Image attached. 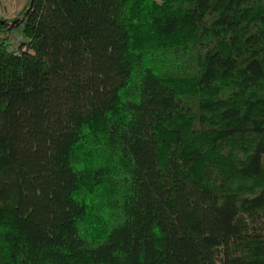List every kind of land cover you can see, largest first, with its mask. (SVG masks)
Masks as SVG:
<instances>
[{"label":"trees","instance_id":"trees-1","mask_svg":"<svg viewBox=\"0 0 264 264\" xmlns=\"http://www.w3.org/2000/svg\"><path fill=\"white\" fill-rule=\"evenodd\" d=\"M14 21L0 264H264V0H31Z\"/></svg>","mask_w":264,"mask_h":264},{"label":"rangeland","instance_id":"rangeland-1","mask_svg":"<svg viewBox=\"0 0 264 264\" xmlns=\"http://www.w3.org/2000/svg\"><path fill=\"white\" fill-rule=\"evenodd\" d=\"M31 0H0V18L9 23L15 22L14 20L24 11L29 5ZM13 45H17L20 38V30H13Z\"/></svg>","mask_w":264,"mask_h":264}]
</instances>
